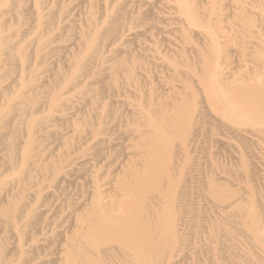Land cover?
<instances>
[{
	"label": "rangeland",
	"instance_id": "374dc122",
	"mask_svg": "<svg viewBox=\"0 0 264 264\" xmlns=\"http://www.w3.org/2000/svg\"><path fill=\"white\" fill-rule=\"evenodd\" d=\"M0 264H264V0H0Z\"/></svg>",
	"mask_w": 264,
	"mask_h": 264
},
{
	"label": "bare ground",
	"instance_id": "6f19581e",
	"mask_svg": "<svg viewBox=\"0 0 264 264\" xmlns=\"http://www.w3.org/2000/svg\"><path fill=\"white\" fill-rule=\"evenodd\" d=\"M183 121H185L184 119H183ZM182 121V122H183ZM130 212V211H129ZM128 212V213H129ZM135 216V215H134ZM136 219V218H135ZM132 220V219H131ZM137 220V219H136ZM129 221V220H128ZM139 221V220H138ZM132 222V221H131ZM137 222V221H136ZM135 223V222H134ZM124 227H126V228H128V229H130V228H132V230H131V232H129L130 234L128 235L129 237H130V239L131 240H135V241H138V234H137V231H136V229H134L135 227L134 226H136V225H133L132 223H130V222H125L124 224ZM133 226V227H132ZM127 229V231H129ZM147 230V229H146ZM142 232V231H141ZM142 235V234H141ZM127 236V237H128ZM145 236H147V235H145ZM121 238H122V236H120ZM118 239V238H117ZM116 239V240H117ZM124 239V238H123ZM129 239V238H128ZM144 239V238H143ZM119 240H121V239H119ZM128 241H130V240H128ZM134 241V242H135ZM143 241V240H142ZM121 242V241H120ZM125 242V241H124ZM122 243H123V241H122ZM130 243V242H129ZM131 243H132V241H131ZM124 244V243H123ZM126 244V243H125ZM135 244V243H134ZM138 244V243H137ZM131 247H133L132 245H130ZM134 249V248H133ZM139 249V248H138ZM133 251V250H132ZM138 252H139V250H138ZM141 254V253H140ZM141 257V256H140Z\"/></svg>",
	"mask_w": 264,
	"mask_h": 264
}]
</instances>
